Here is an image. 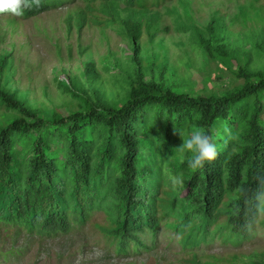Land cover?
<instances>
[{
    "label": "trees",
    "instance_id": "obj_1",
    "mask_svg": "<svg viewBox=\"0 0 264 264\" xmlns=\"http://www.w3.org/2000/svg\"><path fill=\"white\" fill-rule=\"evenodd\" d=\"M69 1L40 0L21 17ZM165 1L83 0L68 16L79 35L84 27H115L128 40L118 99L94 89V62L85 61L87 87L71 77L58 81L77 100L74 107H34L7 86L12 57L0 53V231L42 236L93 224L117 254H127L153 246L164 226L188 254L180 264H209L199 259L201 243H238L251 235L264 209V70L248 67V52L229 41L222 21L212 18L203 29L178 22L208 59L229 69L235 62L242 82L222 93L175 91L177 82L153 70L160 53L139 47L142 29L150 40L155 35L160 12L154 7ZM198 129L214 137L218 155L192 170L191 153L178 146ZM179 174L184 183L173 186L169 176Z\"/></svg>",
    "mask_w": 264,
    "mask_h": 264
},
{
    "label": "rangeland",
    "instance_id": "obj_2",
    "mask_svg": "<svg viewBox=\"0 0 264 264\" xmlns=\"http://www.w3.org/2000/svg\"><path fill=\"white\" fill-rule=\"evenodd\" d=\"M72 2L28 18L0 14V53L8 52L12 57V78L7 86L46 111L65 112L76 105L77 100L63 92L58 81L71 77L86 86L82 74L85 61L94 62L96 79L91 85L96 91L109 99H118L121 94L117 71L127 65L128 40L119 36L115 27H84L79 35L68 16L83 0ZM182 6L189 9L188 14ZM154 9L160 12L156 33L150 40L149 32L142 29L139 47L160 53L153 70L177 82L175 91L222 93L242 82L236 76L235 62L229 69L218 60L208 59L191 41L189 31L178 30L182 26L178 22L195 23L203 29L212 18L222 21L229 41L248 52V67L264 70V0H166ZM241 9L246 11L244 15ZM158 42L163 45L161 49ZM104 56H109V65L102 62ZM88 93L92 95V89ZM53 148L59 151L60 144L55 142ZM262 202L264 206V190ZM2 231L0 264H180L182 257L188 256L173 230L164 226L159 227L153 246L127 254H117L93 224L42 236L13 228ZM145 241L149 243L148 236ZM197 252L199 259L209 264H226L233 259L237 264H264V209L251 235L242 242L215 238L201 243Z\"/></svg>",
    "mask_w": 264,
    "mask_h": 264
},
{
    "label": "clouds",
    "instance_id": "obj_3",
    "mask_svg": "<svg viewBox=\"0 0 264 264\" xmlns=\"http://www.w3.org/2000/svg\"><path fill=\"white\" fill-rule=\"evenodd\" d=\"M40 0H0V13H11L14 16L20 17L24 14V9H30L35 5L39 7ZM225 129V132H229ZM231 138V137H230ZM181 152H189L187 157V166L192 170L200 169L206 161L214 160L218 155L217 144L214 137L204 129L193 131L189 138L184 140L178 146ZM173 186H182L184 177L182 174L169 176Z\"/></svg>",
    "mask_w": 264,
    "mask_h": 264
}]
</instances>
